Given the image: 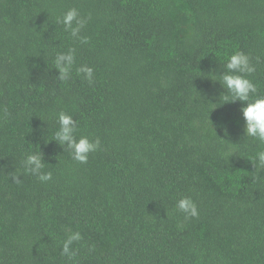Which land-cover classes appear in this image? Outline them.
<instances>
[{"label": "trees", "instance_id": "obj_1", "mask_svg": "<svg viewBox=\"0 0 264 264\" xmlns=\"http://www.w3.org/2000/svg\"><path fill=\"white\" fill-rule=\"evenodd\" d=\"M70 8L87 44L56 23ZM235 51L264 95V0H0V264H264V145L244 138L246 105L219 100ZM61 111L101 141L85 164L53 141ZM39 151L47 183L24 172Z\"/></svg>", "mask_w": 264, "mask_h": 264}, {"label": "clouds", "instance_id": "obj_2", "mask_svg": "<svg viewBox=\"0 0 264 264\" xmlns=\"http://www.w3.org/2000/svg\"><path fill=\"white\" fill-rule=\"evenodd\" d=\"M90 18V15L87 17L82 16L76 8H70L62 16L57 17L56 23L62 25L64 31L68 32L74 40L79 41L81 44H87L89 40L87 37L81 36V32ZM75 59V48L56 53L53 64L54 69L58 72L57 79L59 81L66 82L71 79ZM75 71L89 85L94 83L95 77L92 67L81 65L75 68ZM255 71L256 66L252 63V58L249 55L241 51H235L228 56L224 64L223 74L218 75L219 84L224 89V94L220 96L219 100L222 98V104L235 103L237 101L245 104L246 106L240 109L244 121V138L245 140L251 139L264 145V95L258 94L257 86L247 78ZM56 120L58 129L54 133L53 141L63 148V151H68L75 162L80 164L87 163L89 155L101 148L100 139H89L87 136H81L77 139V122L66 112H59ZM220 127L227 135L226 126L221 125ZM253 159L255 166L264 170V149L258 151ZM22 163L24 172L35 176L41 183H47L52 180V173L43 170L45 163L40 151L28 154ZM260 178L257 176V179ZM10 179L14 183L21 182L18 175H11ZM176 209L184 215L185 220L199 216L197 205L191 197L186 196L179 199L176 203ZM81 240L82 235L79 231L72 232L68 230V234L62 243L61 255L71 260L75 255L72 245Z\"/></svg>", "mask_w": 264, "mask_h": 264}]
</instances>
